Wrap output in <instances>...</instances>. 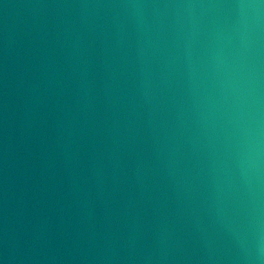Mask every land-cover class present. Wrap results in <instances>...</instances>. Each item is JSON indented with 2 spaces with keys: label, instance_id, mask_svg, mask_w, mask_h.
Listing matches in <instances>:
<instances>
[{
  "label": "water",
  "instance_id": "water-1",
  "mask_svg": "<svg viewBox=\"0 0 264 264\" xmlns=\"http://www.w3.org/2000/svg\"><path fill=\"white\" fill-rule=\"evenodd\" d=\"M0 264H264V0H0Z\"/></svg>",
  "mask_w": 264,
  "mask_h": 264
}]
</instances>
